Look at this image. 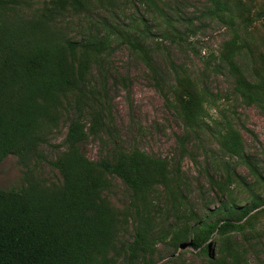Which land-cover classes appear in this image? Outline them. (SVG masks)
I'll use <instances>...</instances> for the list:
<instances>
[{
	"label": "trees",
	"instance_id": "obj_1",
	"mask_svg": "<svg viewBox=\"0 0 264 264\" xmlns=\"http://www.w3.org/2000/svg\"><path fill=\"white\" fill-rule=\"evenodd\" d=\"M136 5L157 27L155 38L173 43L184 34L163 0H0V164L14 156L22 174L19 188L0 189V264H153L160 243L174 251L188 243L207 264H249L243 244L264 220V195L238 177L236 166L261 187L264 181L240 131L227 119L208 120L212 95L169 56L164 63L173 77L169 92L176 115L186 133L214 132L225 160L218 162L222 177L211 185L226 199L197 214L185 208L178 190L173 171L180 173L179 164L173 169L168 160L136 148L114 147L97 161L82 152L89 138L100 139L106 129L109 111L94 99L90 83L115 39L125 37L155 84L164 83L153 48L144 44L152 35L145 13L136 19L131 13ZM71 19L85 24L78 39L71 36ZM202 19L231 35L204 70L214 61L232 79L233 95L264 109V0H205ZM192 23L181 26L188 31ZM239 58L249 62V75ZM63 125V150L46 161L54 175L45 177L38 172L45 160L41 149ZM113 178L128 192L122 208L110 199ZM233 183L245 189V204L234 201ZM158 189L173 217L164 230L155 223L152 196Z\"/></svg>",
	"mask_w": 264,
	"mask_h": 264
},
{
	"label": "rangeland",
	"instance_id": "obj_2",
	"mask_svg": "<svg viewBox=\"0 0 264 264\" xmlns=\"http://www.w3.org/2000/svg\"><path fill=\"white\" fill-rule=\"evenodd\" d=\"M163 1L170 6L171 13L174 14L175 26L184 33L176 34L173 43L153 36L158 34L157 27L153 26L143 7L136 5L131 13L135 19L145 13L144 24L150 27L152 35L145 39L144 44L153 48V62L158 66L160 73L165 75L164 83L161 87L155 84L140 59V53L124 42L125 37L115 39L114 50L105 59L103 70L93 68L90 83L94 89V99L97 97L100 105L109 111V118L105 121L106 129L100 139L89 138L82 146V152L88 159L97 161L105 158L114 147H122L125 151L136 148L168 160L173 169L179 164L180 173L176 175L173 171V175L179 180L178 190L184 198L185 208L198 214L206 206L214 209L221 200L226 199L225 195H221L211 185V180L217 182L222 177L223 170L218 162L225 159L217 150L214 132L186 133L171 102L169 85L173 83V77L164 60L169 56L181 70L208 89L213 99V103L207 106L208 120L227 119L232 122L243 137L245 153L254 159L263 181L264 109L254 105L245 106L233 95L232 79L225 72L218 71L214 61L209 70H204V62L212 54L217 55L222 43L231 36L225 27L216 22L198 20L205 0ZM189 19H192L193 23L187 31L186 26L181 25H185ZM69 27L71 36L77 39L85 34L83 21L71 19ZM137 37L140 40L144 38V34H137ZM157 41L159 44L156 46ZM239 62L247 66L249 75V62H246L245 58H239ZM101 72L105 75L104 80L101 79ZM65 132L66 127L63 125L41 149L45 160L39 162L38 172L45 177L54 175L46 161L53 159L63 150L61 143ZM235 171L246 184L254 187L255 192L264 195V186L256 184L244 166L237 165ZM21 176V167L17 164L16 157L8 156L0 164V189L19 188ZM112 186L111 201L120 208L127 205L128 192L121 182L113 178ZM230 190L236 203L243 205L248 201L245 189L237 183H233ZM164 195L163 189H158L152 196L156 208L155 223L158 229L163 230L173 221L172 214L166 212L168 205ZM255 228L256 234L245 238L243 245L249 249V264H264V220ZM131 234L129 226L127 237ZM237 238L241 241L240 236ZM212 242L214 244L210 248L214 254L216 242ZM156 249L153 264H207L206 260L198 255V250L191 247L174 251L160 243Z\"/></svg>",
	"mask_w": 264,
	"mask_h": 264
},
{
	"label": "water",
	"instance_id": "obj_3",
	"mask_svg": "<svg viewBox=\"0 0 264 264\" xmlns=\"http://www.w3.org/2000/svg\"><path fill=\"white\" fill-rule=\"evenodd\" d=\"M187 247H190L188 243H184V244H181L180 245V248L179 249H185Z\"/></svg>",
	"mask_w": 264,
	"mask_h": 264
}]
</instances>
